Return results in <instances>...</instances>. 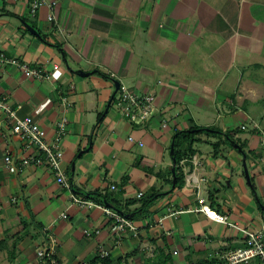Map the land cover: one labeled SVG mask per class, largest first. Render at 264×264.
I'll return each instance as SVG.
<instances>
[{
    "label": "crops",
    "instance_id": "1",
    "mask_svg": "<svg viewBox=\"0 0 264 264\" xmlns=\"http://www.w3.org/2000/svg\"><path fill=\"white\" fill-rule=\"evenodd\" d=\"M46 1L56 6L33 14L34 0H0V54L50 75L27 78L0 63V93L51 144L70 121L58 142L72 191L48 167L21 165L37 150H25L0 113V241L21 237L15 259L3 252L0 264H41L49 236L59 264H103L101 248L112 264H223L247 232L264 231V0ZM116 82L155 97L149 122L124 116ZM195 127L230 133L244 153L232 143L215 152L218 139L204 138L182 160L177 186L175 136ZM73 193L137 231H114L104 209L75 205ZM202 207L227 223L193 211Z\"/></svg>",
    "mask_w": 264,
    "mask_h": 264
},
{
    "label": "built area",
    "instance_id": "2",
    "mask_svg": "<svg viewBox=\"0 0 264 264\" xmlns=\"http://www.w3.org/2000/svg\"><path fill=\"white\" fill-rule=\"evenodd\" d=\"M49 5L50 8L56 6V2L48 3L46 0H34L32 4V13L42 8L44 5ZM49 21H54V16H49ZM0 63L11 64L17 66L21 72L27 78H34L38 80L50 79V75L44 69H33L28 63L9 58L4 54H0ZM53 69L58 70V66H54ZM112 79L116 78V75L111 76ZM155 104V97L153 95L141 96L130 90L126 85L120 84V88L116 97V105L122 111L124 116L133 124L141 125L149 122L152 117ZM63 105L71 107L67 98L63 100ZM0 113L4 114L12 128L13 134L21 140L25 150L35 149L37 154L26 157L22 160L21 165L23 167L36 166V167H48L52 170L56 176L58 184L72 191V187L67 180L63 169L62 162L64 158L63 151L60 147L59 140L67 135L68 128L71 125L70 121L65 119L58 124L57 139L54 143L47 141V132L32 118H20L17 114V110L9 103L8 99L0 93ZM132 142L133 139L131 138ZM6 168L10 169L13 164V159L10 154H7L4 158ZM116 190V186L112 187ZM141 193L139 197L141 198ZM72 201L75 205L81 208H95L99 207L105 210V212L113 218L115 222L114 231H123L129 229L137 231L133 222L120 216L116 212L107 209L103 205L96 204L87 200L85 197H81L76 193L71 195ZM195 212H202L206 214L211 220L221 223H227V218L211 212L207 207L193 210ZM184 211H178L172 215H178ZM63 218H67L63 215ZM86 236L91 237L92 234L89 231H85ZM246 246L235 250L228 251L223 257V264H250L254 260H260L264 263V231L247 232ZM59 244L55 238L49 236L48 242L45 246L37 251V258L41 264H59L58 259ZM101 259L109 258L110 253L101 248L98 255Z\"/></svg>",
    "mask_w": 264,
    "mask_h": 264
},
{
    "label": "trees",
    "instance_id": "3",
    "mask_svg": "<svg viewBox=\"0 0 264 264\" xmlns=\"http://www.w3.org/2000/svg\"><path fill=\"white\" fill-rule=\"evenodd\" d=\"M206 136L207 138H216L218 142L213 144V148L215 152H218L223 145L233 144L235 147H239L242 152L244 153V145L236 141L230 133H224L222 130L217 128H202V127H195L188 131H182L177 133L175 136V161L178 166L176 169L177 175V186H181L183 184V175L181 174L180 164L184 158H193L195 155L194 145L199 142H203V139ZM77 193V192H76ZM97 196H101L99 194H94ZM104 200L108 203L110 199L106 196H103ZM154 201V196L150 199H147L144 203L143 210L145 211ZM102 205V204H101ZM21 239L20 236L16 238V242L13 243L12 246H9L8 241H0V254L3 252H7L9 256V260L13 261L16 256L17 251V241ZM103 264H112L109 258L101 259ZM150 264V263H148ZM197 264H218L216 260L212 261H204L199 262Z\"/></svg>",
    "mask_w": 264,
    "mask_h": 264
},
{
    "label": "water",
    "instance_id": "4",
    "mask_svg": "<svg viewBox=\"0 0 264 264\" xmlns=\"http://www.w3.org/2000/svg\"><path fill=\"white\" fill-rule=\"evenodd\" d=\"M79 75L80 76H86V74H83L82 72H79ZM115 85H116V94H115V96H114V98L116 97V95H117V93H118V90H119V88H120V83H115ZM113 98V99H114ZM239 151H241L242 152V150L237 146L236 147ZM174 152H175V149H174V146H173V148H172V154H174ZM244 158H245V162H246V156H244ZM175 165H176V161H175ZM175 171V170H174ZM176 183H177V180L175 179V181H174V185H176Z\"/></svg>",
    "mask_w": 264,
    "mask_h": 264
},
{
    "label": "rangeland",
    "instance_id": "5",
    "mask_svg": "<svg viewBox=\"0 0 264 264\" xmlns=\"http://www.w3.org/2000/svg\"><path fill=\"white\" fill-rule=\"evenodd\" d=\"M205 137V139L207 138L206 136H204Z\"/></svg>",
    "mask_w": 264,
    "mask_h": 264
}]
</instances>
